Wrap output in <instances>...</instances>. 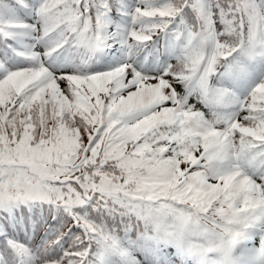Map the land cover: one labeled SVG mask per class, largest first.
I'll use <instances>...</instances> for the list:
<instances>
[{"label": "snow or ice", "instance_id": "6c2138e0", "mask_svg": "<svg viewBox=\"0 0 264 264\" xmlns=\"http://www.w3.org/2000/svg\"><path fill=\"white\" fill-rule=\"evenodd\" d=\"M0 264H264V0H0Z\"/></svg>", "mask_w": 264, "mask_h": 264}]
</instances>
